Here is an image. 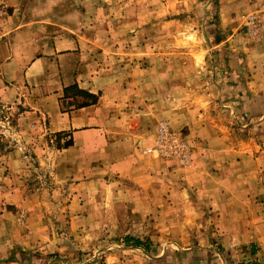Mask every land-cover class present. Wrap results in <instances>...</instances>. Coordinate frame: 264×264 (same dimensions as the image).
<instances>
[{"label":"crops","instance_id":"crops-1","mask_svg":"<svg viewBox=\"0 0 264 264\" xmlns=\"http://www.w3.org/2000/svg\"><path fill=\"white\" fill-rule=\"evenodd\" d=\"M225 1L264 17V0ZM221 22L224 35L212 47L219 70L214 86L168 80L161 91L151 68L134 90L141 98L136 106H129L134 94L128 76L118 81L111 69L98 66L82 41L64 46L62 37L50 43L46 35L28 39L20 25L0 40V96H26L33 104L29 119H44L50 132L71 134L73 144L62 152L66 166L56 170L71 206L87 192L93 198L88 208L139 209L137 218L158 219L160 209H179L167 220L183 226L174 236L179 251L167 256L180 255L189 264H264V41L238 40L229 35L239 26L228 24L227 15ZM83 101L89 103L79 105ZM161 118L187 129L188 166L147 150ZM1 189L7 205L0 200V264H46L48 247L60 238L36 211H29L30 231L19 226L8 205L41 206H32L29 195L13 201L25 191L16 186ZM197 222L207 231L199 237L202 246L193 244L188 230Z\"/></svg>","mask_w":264,"mask_h":264},{"label":"rangeland","instance_id":"rangeland-1","mask_svg":"<svg viewBox=\"0 0 264 264\" xmlns=\"http://www.w3.org/2000/svg\"><path fill=\"white\" fill-rule=\"evenodd\" d=\"M233 3L225 0H0V40L20 25L26 26L24 36L32 40L46 35L50 43L62 37L64 46H69L71 40H80L98 66L111 69L118 81L123 75L128 76L126 84L134 94L129 106H136L141 98L134 90L141 80L151 76V68L158 75L159 80L155 82L161 91L166 92L168 80L178 85L214 86V76L219 70L214 66L216 52L212 47L224 35L218 28L224 15L228 24L234 22L239 26L229 36L239 37L238 40L246 43L264 41L263 15L255 10L237 9ZM251 17L255 18V25ZM32 108L30 99L24 95L0 96V190L4 186H16L25 191L16 194L13 201L19 202L29 195L32 206L34 203L41 206L39 210H29L12 203L8 205L19 226L30 231L29 211L33 214L36 211L52 234L60 238L48 247L46 264H189L182 262L180 255L167 256L179 251V242L174 236L181 234L183 226L167 222L179 209H160L158 219L145 218V215L139 219L138 215L142 214L139 209L88 208L93 198L87 192L80 194L71 206L72 197L66 188L61 190L63 183L57 181L56 174L62 165L66 166L62 163L66 157L62 152L71 134L61 132L58 137V132L46 128L44 119H29L26 111ZM162 121H168L188 141L191 154L187 129L175 126L168 118L159 119L158 125ZM9 155L10 162L6 159ZM175 160L182 167L192 163V157L184 163ZM102 191L99 199L103 198ZM2 193L5 192L0 191L4 208L7 196ZM152 214L153 211L149 215ZM215 227V224L211 226L212 230ZM188 230L195 236L193 244L202 246L205 240L199 237L207 232L205 226L192 223ZM208 243L215 245L217 241L211 238Z\"/></svg>","mask_w":264,"mask_h":264},{"label":"built area","instance_id":"built-area-1","mask_svg":"<svg viewBox=\"0 0 264 264\" xmlns=\"http://www.w3.org/2000/svg\"><path fill=\"white\" fill-rule=\"evenodd\" d=\"M255 25V18H250ZM154 143L147 150L157 156L178 159L180 162H188L191 158L188 141L179 132L174 130L168 121H162L156 127Z\"/></svg>","mask_w":264,"mask_h":264},{"label":"trees","instance_id":"trees-1","mask_svg":"<svg viewBox=\"0 0 264 264\" xmlns=\"http://www.w3.org/2000/svg\"><path fill=\"white\" fill-rule=\"evenodd\" d=\"M70 88H72V87H70ZM81 92L84 93L83 91H81ZM88 95L91 96V94H88ZM88 103H89V101H83V102L80 103L79 105H86V104H88ZM57 135H58V137H60V136L62 135V133H61V132H58ZM72 144H73V140H72V138H71V139H69V140L65 143V146L68 147V146H70V145H72Z\"/></svg>","mask_w":264,"mask_h":264}]
</instances>
